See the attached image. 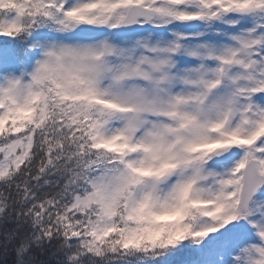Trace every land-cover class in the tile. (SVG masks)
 Masks as SVG:
<instances>
[{"label":"snow or ice","instance_id":"6c2138e0","mask_svg":"<svg viewBox=\"0 0 264 264\" xmlns=\"http://www.w3.org/2000/svg\"><path fill=\"white\" fill-rule=\"evenodd\" d=\"M264 264V0H0V261Z\"/></svg>","mask_w":264,"mask_h":264},{"label":"bare ground","instance_id":"6f19581e","mask_svg":"<svg viewBox=\"0 0 264 264\" xmlns=\"http://www.w3.org/2000/svg\"><path fill=\"white\" fill-rule=\"evenodd\" d=\"M12 259H13L12 256H9V257L7 258V262H8V264H12ZM0 264H4V262H3V261H0Z\"/></svg>","mask_w":264,"mask_h":264}]
</instances>
